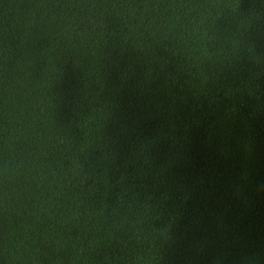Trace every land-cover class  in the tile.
<instances>
[{"label":"trees","instance_id":"16d2710c","mask_svg":"<svg viewBox=\"0 0 264 264\" xmlns=\"http://www.w3.org/2000/svg\"><path fill=\"white\" fill-rule=\"evenodd\" d=\"M0 264H264V0H0Z\"/></svg>","mask_w":264,"mask_h":264}]
</instances>
